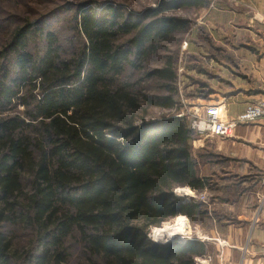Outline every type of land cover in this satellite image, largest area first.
<instances>
[{"label":"trees","instance_id":"obj_1","mask_svg":"<svg viewBox=\"0 0 264 264\" xmlns=\"http://www.w3.org/2000/svg\"><path fill=\"white\" fill-rule=\"evenodd\" d=\"M208 3L81 0L22 17L0 6V26L13 20L0 38V227L29 231L20 241L26 233L0 228V264H196L211 251L148 236L178 215L201 225L208 215L174 193L212 189L198 157L222 156L194 155L199 136L177 115L172 48L191 21L170 13ZM196 82L185 95L207 98L210 84Z\"/></svg>","mask_w":264,"mask_h":264},{"label":"rangeland","instance_id":"obj_2","mask_svg":"<svg viewBox=\"0 0 264 264\" xmlns=\"http://www.w3.org/2000/svg\"><path fill=\"white\" fill-rule=\"evenodd\" d=\"M79 1L81 0H21L20 3L16 4L13 0H0V6L10 12L11 17L14 15L22 17L27 14V16H34L38 12L52 10L59 5L65 6L66 4L68 6V2L75 4ZM110 1L120 3L131 10L140 11L147 7L156 6L160 0ZM218 1L208 0V5L203 7H184L170 11L172 14L188 18L191 21L189 29L181 35L182 37L180 36L181 40L178 43L176 42L177 45L172 48V50H177V86L179 89V100L181 99L182 104V108L177 114H184L189 122L195 116L203 115L204 107L212 103L214 99L211 97L214 95H210L207 98H193L186 96L185 93H190L200 87L199 82H196L200 79L198 69H202V72L205 69V65H202L206 58L205 46L207 44L209 50H211L210 46L212 43L204 41L203 45H201L198 38L201 36L205 39L206 32L202 26L216 20L217 17L211 6L216 5ZM2 7L0 9H3ZM12 22L13 20H10L5 23V27L0 26V38L3 35V30L12 28ZM190 42H193L191 47ZM201 46H204V51L201 50L200 52ZM212 82L211 86L215 89L216 79L213 78ZM198 136L193 142L192 151L194 155L201 150L204 153L207 151L217 152L222 156L212 158L216 163H205L203 159L198 157L199 173L210 175L213 187L200 192L193 191L186 186L177 187L174 189V193L184 201L201 202L204 205L203 208L208 212L207 217H204L206 222L203 225L200 223L194 224L185 215H178L164 222L159 227H152L148 236L152 240L159 242L184 241L192 238L208 242L212 246L211 251L205 256L196 258V264H244L246 249L249 244L253 243L251 235L254 228H264V164L263 162L255 164V167L251 165L252 163L248 165L247 162L214 149L211 146L212 143L207 141L212 136ZM226 156L230 159L225 160ZM240 166L243 168L240 169ZM205 168L206 171L208 168L207 174L205 173ZM219 184L223 186L220 187ZM177 217L181 218L179 223L184 222L186 226L184 233H180L178 230L180 224H177ZM214 220H218V222ZM163 226L173 230V236L159 239L155 229ZM0 228H10L18 237L26 233L25 237H20V241H25L29 237V231H24L18 226L3 224ZM222 251L227 254V258L223 259L224 262L221 257ZM19 264L26 263L22 261Z\"/></svg>","mask_w":264,"mask_h":264},{"label":"crops","instance_id":"obj_3","mask_svg":"<svg viewBox=\"0 0 264 264\" xmlns=\"http://www.w3.org/2000/svg\"><path fill=\"white\" fill-rule=\"evenodd\" d=\"M211 7L217 18L202 26L206 38H198L201 45L212 43L211 50L207 44L205 51L204 46L199 49L206 53L199 77L210 84L213 102H223L226 115L232 117L254 99L264 98V0H219ZM212 137L207 141L217 151L264 164V118L238 125L232 136ZM251 236L244 264H264V228H254ZM221 254L223 261L227 254Z\"/></svg>","mask_w":264,"mask_h":264},{"label":"built area","instance_id":"obj_4","mask_svg":"<svg viewBox=\"0 0 264 264\" xmlns=\"http://www.w3.org/2000/svg\"><path fill=\"white\" fill-rule=\"evenodd\" d=\"M261 118H264V98L254 99L242 112L232 117L226 115L223 102H212L204 107L203 115L190 120V126L197 135L229 137L238 125L250 124Z\"/></svg>","mask_w":264,"mask_h":264},{"label":"bare ground","instance_id":"obj_5","mask_svg":"<svg viewBox=\"0 0 264 264\" xmlns=\"http://www.w3.org/2000/svg\"><path fill=\"white\" fill-rule=\"evenodd\" d=\"M176 220L178 221L177 224L179 225L180 224L179 221H181V218L180 217H177ZM185 227L186 226H185L184 222H181V224L178 226L179 232L180 233H182V232L184 233ZM155 231H156L157 237L159 239H162V238H164L166 236H173V233H172L173 230H171L170 228H167L165 226L160 227V228H156Z\"/></svg>","mask_w":264,"mask_h":264}]
</instances>
